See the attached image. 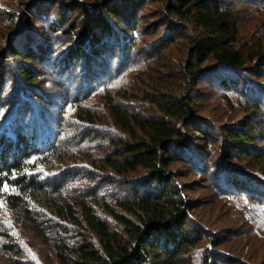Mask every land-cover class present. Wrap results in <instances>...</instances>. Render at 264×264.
<instances>
[{
  "label": "rangeland",
  "instance_id": "obj_1",
  "mask_svg": "<svg viewBox=\"0 0 264 264\" xmlns=\"http://www.w3.org/2000/svg\"><path fill=\"white\" fill-rule=\"evenodd\" d=\"M72 1L0 0V52L17 42L19 51L27 49L35 57L28 64L10 53L3 58L6 75L2 79L0 131L9 133L16 125L31 137V143L34 137L41 155L54 148L31 173L45 182L47 196L58 204L71 205L78 220L79 202L87 200L109 227L122 235L121 224L103 203L135 221L134 215L118 205V200L130 197V193L122 182L110 184L103 177L97 178L87 161L89 155L99 157L112 151L113 142L131 139L115 122L107 99L127 113L159 119L158 104L167 95L185 94L196 102L199 114L211 121L214 131L238 123L250 124L253 130L264 127V62L255 56L264 54V0L218 1L233 12L237 27L235 48L244 59L245 78L241 87L233 88L202 76L195 90L181 74L186 64L184 48L173 45L156 52L153 40L159 34L143 27L156 19L153 15L158 4L154 0L136 10L141 23L133 32L130 46L125 44V48L129 47L126 59L120 55L117 60L103 57L95 62L75 56L64 62L72 56L82 36V32L77 36L68 31L64 16L57 19L59 3ZM75 1L90 6L100 0ZM75 14L65 16L72 18ZM21 66L30 70L33 85L29 86L21 76ZM251 101L260 102V109L249 108L247 102ZM134 130L140 138L142 134ZM217 145L208 150L210 158L219 153L220 143ZM261 145L264 148V142ZM231 164L260 176L258 167L238 154ZM204 179L199 173H191L179 180L185 183L181 186L182 199L190 202L187 213L198 241L184 254L188 264H264V200ZM28 203L44 238L33 232L23 218L22 208L0 203V264H61L55 246H72L83 238L100 248L95 234L84 222L71 220L67 209L57 211L49 205Z\"/></svg>",
  "mask_w": 264,
  "mask_h": 264
},
{
  "label": "trees",
  "instance_id": "obj_2",
  "mask_svg": "<svg viewBox=\"0 0 264 264\" xmlns=\"http://www.w3.org/2000/svg\"><path fill=\"white\" fill-rule=\"evenodd\" d=\"M146 1L100 0L90 6H83L75 0L60 2L57 19L62 20L64 16L69 32L83 33H80L79 40L76 39L80 44L72 56L70 54L63 61L75 56H85L95 62L103 57L117 60L120 55L126 59L129 47L125 48V44L128 42L130 46L133 32L141 23L136 10ZM218 1L154 0L158 4L153 15L156 19L143 26L152 34H159L153 40L156 52L173 45L184 48L186 64L182 66L181 74L192 82L194 90L202 76L233 88L241 87L245 78L244 59L235 48L237 27L233 12L219 5ZM74 11L76 14L72 18L71 15L65 16ZM16 43L0 52V98L2 79L6 75L5 55L10 53L23 64L35 58L27 49L19 51ZM255 56L264 62V54ZM29 71L25 66L19 70L31 86L34 79ZM194 102L185 94H169L158 104L161 117L152 119L127 113L112 99H107L106 104L115 122L131 139L113 142L112 151L99 157L89 155L87 161L97 178L103 177L110 184L122 182L130 193V197L119 199L118 205L134 215L135 221L103 203L104 209L121 224L122 235L112 230L87 200L79 202L81 218L78 220L71 205L58 204L47 196L45 182L34 178L31 173L54 148L41 155L42 152L35 147L34 137V143H31V137L16 125L9 133L0 131V203L14 209L22 208L23 218L40 238H44V234L31 214L28 202L35 206L49 205L57 211L67 209L65 212L70 213L71 220L84 222L95 234L100 248L87 238L72 246L57 244L55 251L61 264H188L184 254L198 241L187 213L190 202L182 199L181 186L185 183L179 180L191 173H199L207 183L217 182L219 186L222 183L236 192H250L264 200V148L261 145L264 127L253 130L250 124L238 123L214 131L211 121L199 114ZM247 105L259 110L261 103L251 101ZM19 119L22 127V116ZM134 128L142 134L140 138ZM218 143L221 147L219 153L214 159L210 158L208 150ZM237 154L253 162L261 172L260 176L230 165Z\"/></svg>",
  "mask_w": 264,
  "mask_h": 264
}]
</instances>
